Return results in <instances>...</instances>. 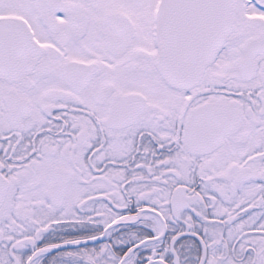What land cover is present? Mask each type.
<instances>
[{
  "label": "snow or ice",
  "instance_id": "6c2138e0",
  "mask_svg": "<svg viewBox=\"0 0 264 264\" xmlns=\"http://www.w3.org/2000/svg\"><path fill=\"white\" fill-rule=\"evenodd\" d=\"M0 264H264V0H0Z\"/></svg>",
  "mask_w": 264,
  "mask_h": 264
}]
</instances>
